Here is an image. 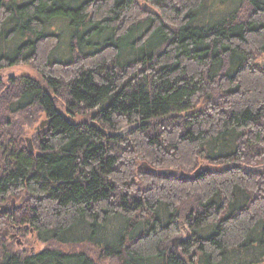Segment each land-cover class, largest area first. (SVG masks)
Returning a JSON list of instances; mask_svg holds the SVG:
<instances>
[{
  "label": "trees",
  "instance_id": "trees-1",
  "mask_svg": "<svg viewBox=\"0 0 264 264\" xmlns=\"http://www.w3.org/2000/svg\"><path fill=\"white\" fill-rule=\"evenodd\" d=\"M262 62L264 0H0V264H263Z\"/></svg>",
  "mask_w": 264,
  "mask_h": 264
},
{
  "label": "rangeland",
  "instance_id": "rangeland-1",
  "mask_svg": "<svg viewBox=\"0 0 264 264\" xmlns=\"http://www.w3.org/2000/svg\"><path fill=\"white\" fill-rule=\"evenodd\" d=\"M19 1L20 2H24V1H28V0H19ZM59 23L60 22H53L52 30L56 29L57 26L59 25ZM65 46H66V44L62 45L61 48H60V51L63 54H65L67 52L66 49H65ZM57 57H58V59H60L59 56H57ZM0 76H1L0 81L7 82V80H10V78H21V76H27V77H31V78L32 77H36L37 73H36L35 69L32 68L30 65L20 64V65L10 66L9 68L0 69ZM57 107L60 109V112L66 113V109L64 108V104L58 102ZM68 116H69V114H67L65 117H68ZM44 119H45V117L41 116L40 119L38 121H36L30 127L31 128L30 129L31 130L30 134H32L35 131L34 130L35 126H37L38 123L40 121L44 120ZM77 119L79 120V118H77ZM87 122L89 124H91L90 121L87 120ZM130 128L131 127L124 126L118 132L120 134H125L127 132V130H129ZM29 138H31V141H33L32 136H29ZM25 147H27L26 140H25ZM32 147H34V141H33V146ZM34 151H35V149H34ZM139 165H141V164H139ZM142 171H144V170H142ZM145 172H147V171H145ZM152 173H154V172H152ZM26 196H27V192L23 193L19 197V199H13V200H15V204H20L19 200H21V198H23V200H24L26 198ZM11 200L12 199L4 200V202L0 203V205L7 204V205H9L11 207V204H10ZM12 210L13 209L9 208L8 211H12ZM11 228L12 227H10V225H7V224L5 226H3V228L1 229V232H0V237L3 238L8 243L10 249H12L14 252H22V251H24L25 254H29L30 252L40 251V249L45 247L46 244H44L42 242H38V240L36 239V237H34V235L32 233H28V234L17 233V235H15V238H10V234L13 233V230ZM181 231H182L181 234L177 235L175 237V239H182L184 237L186 238V236L188 234V230H186V228H184L181 225ZM18 239L20 240V243H17ZM74 249H81L83 251H86V252L90 253L91 255H95L94 254L95 250L93 249L92 246L85 245V246H82V247H74L71 250H74ZM107 264H119V262H118L117 259H109Z\"/></svg>",
  "mask_w": 264,
  "mask_h": 264
},
{
  "label": "water",
  "instance_id": "water-1",
  "mask_svg": "<svg viewBox=\"0 0 264 264\" xmlns=\"http://www.w3.org/2000/svg\"><path fill=\"white\" fill-rule=\"evenodd\" d=\"M261 65H262V67L264 68V62H262L261 63ZM0 79H1V76H0ZM66 122H68L69 120H70V117L68 116L66 119ZM48 125V120L47 119H45V120H42V121H40L39 123H38V125L37 126H35V129L34 130H41V129H44V128H46V126ZM90 126H93L94 128H96L98 131H100V128H99V126H98V124L96 123V122H94V121H91V125ZM26 145H27V147H28V149H29V151L31 152V153H33L34 152V147H32V141H31V138H29V137H27L26 138ZM138 169H140V170H144V171H147V172H156L153 168H151L150 166H147L146 164H143V163H141V165H139L138 166ZM209 169V167L208 166H200L199 168H197L195 171H194V175L196 176V177H199V176H201L205 171H207ZM158 175H160V174H170L171 172H169V171H157L156 172ZM184 176V174H182L181 173V177H183ZM20 201V203H22V201H23V198H21V200H19ZM11 207L9 206V205H7V204H4V205H0V212L1 213H5V212H7L8 210H9V208H11V209H13V210H15L20 204H15V200H11ZM176 240H178V239H176ZM17 243H20V240L18 239L17 240Z\"/></svg>",
  "mask_w": 264,
  "mask_h": 264
},
{
  "label": "flooded vegetation",
  "instance_id": "flooded-vegetation-1",
  "mask_svg": "<svg viewBox=\"0 0 264 264\" xmlns=\"http://www.w3.org/2000/svg\"><path fill=\"white\" fill-rule=\"evenodd\" d=\"M67 112V111H66ZM32 146H33V141H32ZM35 148V147H34ZM13 231H15L16 230V228H14V227H12L11 228ZM10 238H15V234L14 233H12V234H10Z\"/></svg>",
  "mask_w": 264,
  "mask_h": 264
}]
</instances>
